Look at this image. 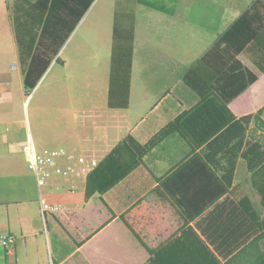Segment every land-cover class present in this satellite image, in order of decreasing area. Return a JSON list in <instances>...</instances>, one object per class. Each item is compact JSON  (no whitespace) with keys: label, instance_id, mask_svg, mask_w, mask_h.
Masks as SVG:
<instances>
[{"label":"crops","instance_id":"1","mask_svg":"<svg viewBox=\"0 0 264 264\" xmlns=\"http://www.w3.org/2000/svg\"><path fill=\"white\" fill-rule=\"evenodd\" d=\"M259 1L264 18V0ZM38 5V0H0V264L150 263L153 255L122 218L136 205L138 217L149 222L145 232L155 249L173 242L187 252L198 247L204 256L208 249L217 264H264V205L247 161L256 141L264 152V48L250 40L236 56L256 75L242 93L225 106L216 93L201 100L182 77L223 32L217 28L223 5L142 4L164 9L167 19L139 47L134 22L124 106L125 85L111 84L113 24L104 70L100 54L81 48L76 52L85 60L81 74L72 75L71 83L53 78L45 86L64 40L54 23L46 28L38 22L29 30L25 9ZM178 19L187 25L189 40L196 27L204 29L203 47L190 49L194 58L186 66L170 50L169 24ZM89 57L98 62L90 66ZM80 77L83 94L76 96L71 84ZM235 119L245 127L240 146ZM129 136L134 141L127 142ZM123 141L137 165L107 190L87 195L88 174ZM30 145L41 156L59 152L57 164L76 170L62 175L49 168L40 192L61 206L55 213L40 210ZM257 180L264 181V170ZM10 237L6 246L1 243ZM168 257L159 264L178 259ZM201 257L198 264L200 259L204 264Z\"/></svg>","mask_w":264,"mask_h":264},{"label":"trees","instance_id":"2","mask_svg":"<svg viewBox=\"0 0 264 264\" xmlns=\"http://www.w3.org/2000/svg\"><path fill=\"white\" fill-rule=\"evenodd\" d=\"M39 5L28 7L25 9L26 25L29 23L32 30L38 22L46 25L53 24L59 26L66 24V19L71 14L80 18L87 10L93 0H38ZM262 3L259 0L252 1L250 6L238 15L223 30L213 43L200 58H198L183 73L182 79L188 84L200 97L201 100L210 98L212 94L222 100L224 106L233 98L242 93L254 80L256 75L245 67L237 58V54L242 50L243 46L250 40H254L256 44L264 48V18ZM33 11V12H32ZM116 14L114 15L115 23L113 25V44L111 56V84L117 83L122 87L125 85L124 106H127L129 93L130 64L133 49L134 20L131 11H126L123 18L129 22L122 27L120 32L116 28ZM259 22V25L256 23ZM118 31V34H116ZM122 91V88H121ZM111 95V88H110ZM113 106V104H112ZM256 119L260 118L256 115ZM236 124L242 130L240 135L239 146L243 142L245 127L235 119ZM264 127V122H262ZM134 141L132 137H128L127 142ZM126 141L118 143L110 153L101 160L97 166L88 174L86 193L91 195L96 191H105L121 178L131 172L137 165L134 151ZM140 147V145H138ZM253 157L250 155L251 147L249 146V155L247 158L248 167L254 171L253 185L256 187L261 196L264 205V181L257 180L261 170L264 167H258V164L264 162V152L259 142L253 144ZM243 156H247V152H243ZM235 161H232L230 170H234ZM149 197V196H148ZM144 201V200H142ZM141 204V202H140ZM139 205V204H138ZM123 220L134 232V234L144 244L153 258L150 263L159 264L165 256L169 258L177 257V261L172 264H182L184 257H193V261L189 264H198V256L204 258V264H217L218 261L208 249L205 256L202 255L197 248L187 252L180 249L173 242L168 245L155 249L148 239L145 232L150 226L149 222L137 215V205L122 215ZM176 243V242H175ZM182 259V261L180 260ZM200 259V264H202ZM166 264V263H163Z\"/></svg>","mask_w":264,"mask_h":264},{"label":"rangeland","instance_id":"3","mask_svg":"<svg viewBox=\"0 0 264 264\" xmlns=\"http://www.w3.org/2000/svg\"><path fill=\"white\" fill-rule=\"evenodd\" d=\"M165 1L166 0H93L80 18L73 16L68 23L60 27L58 37L64 40L63 51L54 58V60H56V58L59 57L58 65L46 74L45 86L49 80H53V78H61L63 81L67 79V82L71 83L72 75L76 72L81 74V67L84 65L85 60L80 56H76V52L81 48H83L84 53L88 48V50H94L95 55L100 54L99 63L102 66L101 68L103 70L106 68V53L111 47L112 24L114 25L115 23V13H117L116 28L120 32L122 27L129 24V22L123 18L124 13L126 11L132 12L134 17L133 20L136 23V44H138L139 47L143 39L151 38L154 27L161 26L160 24L163 25V22L167 19L164 9L149 8L142 4L153 6L165 4ZM206 1H217L223 5L222 18L217 22V28L221 27L222 30L227 27L237 14L245 10L250 4V0ZM70 23L72 29L69 31L67 28L70 26ZM171 26L173 27L174 35L170 36V39H172L170 41V50L174 52L176 59L179 60L183 66H186V64H190L194 58L192 55H189L190 49L195 46L193 50L197 51L199 48L203 47L200 43L203 41L201 31H204V29L202 26L196 27L193 31L195 36L190 35L189 40L187 34H189L190 31L187 25L181 22V19L175 20L173 25L169 24V27ZM118 31L116 34H118ZM187 42L190 43V47L186 46ZM53 43L55 42L53 41ZM173 43H175L174 49L172 47ZM63 61L65 62L64 65ZM97 62L98 60L96 57L94 59L89 57L90 66ZM177 69L179 71V66ZM80 79L81 77L77 79V82L71 84L73 86L71 88L73 94L76 96H81L83 94L82 85L85 83Z\"/></svg>","mask_w":264,"mask_h":264},{"label":"built area","instance_id":"4","mask_svg":"<svg viewBox=\"0 0 264 264\" xmlns=\"http://www.w3.org/2000/svg\"><path fill=\"white\" fill-rule=\"evenodd\" d=\"M59 152L53 153L49 156H41L37 154L33 147L30 145V160H31V167L35 173V178L37 181V186L39 189V205L42 214L46 213H55L61 209L60 205L50 204L48 203L41 195L40 189L45 184L46 180L50 176L51 172L49 171L50 167H53V172L56 174L68 175L76 171L73 167L69 166L67 169L61 168L57 164V155ZM69 158L71 156H68ZM84 170V169H83ZM82 170V171H83ZM12 241V238H6L1 241L3 245H7L9 242Z\"/></svg>","mask_w":264,"mask_h":264}]
</instances>
